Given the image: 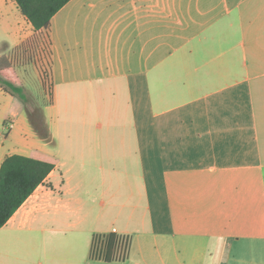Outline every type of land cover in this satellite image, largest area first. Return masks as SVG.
Masks as SVG:
<instances>
[{"label":"crops","instance_id":"obj_1","mask_svg":"<svg viewBox=\"0 0 264 264\" xmlns=\"http://www.w3.org/2000/svg\"><path fill=\"white\" fill-rule=\"evenodd\" d=\"M0 32L35 34L14 0ZM49 39L38 126L0 86V167L54 165L0 264H264V0H71ZM114 229L127 258L91 259Z\"/></svg>","mask_w":264,"mask_h":264},{"label":"trees","instance_id":"obj_2","mask_svg":"<svg viewBox=\"0 0 264 264\" xmlns=\"http://www.w3.org/2000/svg\"><path fill=\"white\" fill-rule=\"evenodd\" d=\"M70 1L14 0L21 14L32 25L35 34H46L48 38L53 17ZM51 55L49 39L50 59ZM0 70V83L4 90L17 97L26 106L27 97L24 88L13 74L11 65H2ZM53 169L54 165L51 163L21 155L8 156L3 161L0 167V228L8 223L36 189L45 183ZM105 239L103 261L110 263L127 258L130 239H124L114 233L107 234Z\"/></svg>","mask_w":264,"mask_h":264},{"label":"rangeland","instance_id":"obj_3","mask_svg":"<svg viewBox=\"0 0 264 264\" xmlns=\"http://www.w3.org/2000/svg\"><path fill=\"white\" fill-rule=\"evenodd\" d=\"M0 66L11 65L13 74L24 88L26 107L33 124L38 126L41 111L51 99L49 38L46 34H32L20 46L8 49L7 39L1 40ZM49 81V83H48ZM2 87V83H0ZM0 134L5 135L0 121ZM1 143V142H0Z\"/></svg>","mask_w":264,"mask_h":264},{"label":"built area","instance_id":"obj_4","mask_svg":"<svg viewBox=\"0 0 264 264\" xmlns=\"http://www.w3.org/2000/svg\"><path fill=\"white\" fill-rule=\"evenodd\" d=\"M112 233L129 240V237L118 234L116 229H114ZM106 235L107 234H101L94 237L90 253L91 259L102 260V258L104 257Z\"/></svg>","mask_w":264,"mask_h":264}]
</instances>
